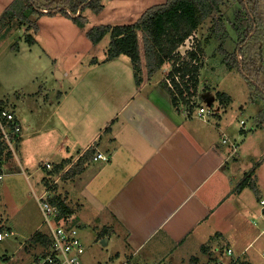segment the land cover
<instances>
[{
  "label": "crops",
  "instance_id": "1",
  "mask_svg": "<svg viewBox=\"0 0 264 264\" xmlns=\"http://www.w3.org/2000/svg\"><path fill=\"white\" fill-rule=\"evenodd\" d=\"M106 37L93 45L100 49ZM128 62L121 55L108 59L103 49L70 88L65 81L72 69L66 67L62 73L50 63L59 79L51 92L40 87L13 99L9 94L0 96L3 105L12 103L10 110L22 130L26 125L16 115L17 106H25L31 115L27 127L33 130L34 149L38 146L33 152V176L45 174L36 179L40 193L33 194L38 210V197L57 199L82 226L77 217L86 202L79 191H92L96 206L89 207L102 213L104 220L99 222V215L97 222L86 223L99 230L102 241H107L104 246L111 243L105 263L230 264L239 259L254 264L245 253L260 240L264 246V229H243V223L247 228L255 225L246 210L253 211L258 203L249 186L238 193L234 189L258 158H250L245 169L238 160L230 161L232 152L223 146L233 145L230 126L222 127L219 116L217 126L210 115L185 116L161 80L150 76L137 84ZM242 148L233 152H239V158ZM96 152L107 160L93 161L90 155ZM8 157L1 164V180L7 175L3 169ZM44 162L51 168L42 167ZM263 166L264 159L250 180L254 192L264 181ZM263 202L262 198L255 217L261 222ZM233 224L236 229L230 234L227 226ZM34 226L39 234L40 225ZM0 232L6 234L0 242L16 237L7 219H0ZM32 237L17 248L19 258H30L28 263L36 257L30 254ZM227 250L232 254L228 256ZM255 252L264 260L261 250Z\"/></svg>",
  "mask_w": 264,
  "mask_h": 264
},
{
  "label": "rangeland",
  "instance_id": "2",
  "mask_svg": "<svg viewBox=\"0 0 264 264\" xmlns=\"http://www.w3.org/2000/svg\"><path fill=\"white\" fill-rule=\"evenodd\" d=\"M14 1L0 0V96L9 94L11 99L17 98L22 93H33L41 88L48 93L51 92L58 85L59 79L57 72L50 67V63H54L58 71L62 73L66 67L72 69L69 72V79L65 81L66 88H70L69 84L76 81L81 69L90 65L99 54H103V49L107 53L106 49L109 48L111 41L109 34L101 43L100 49L99 46H94L95 44L91 43L86 34L91 28L101 25H111L112 27L132 25L149 7L161 4L164 0H103V10L98 14L88 8L83 11L82 15L87 22L82 28L61 14L43 15L42 17L31 14L29 20L36 22L38 27L36 34L32 28H27V21L24 22L18 18L9 20L2 17V11L8 9ZM235 1L226 0L220 6L219 12L206 18L179 47V57L184 59L183 63H188L189 58L186 59L188 54L182 57L180 55L186 53L188 47L196 49L199 46L197 51L200 69L193 96L198 100V104L205 109V114L198 117L195 113L192 117L202 118L210 115L216 126L220 119H222L220 121L222 127L230 126L228 131L231 128L233 138L230 136V141L233 145L226 143L223 146L228 149V152H232L230 161L238 160L241 163L240 168L245 169L250 158L260 160L263 157L264 159V0H247V9H254L255 29L252 33H248L250 28L243 27L239 22L238 15L244 17L246 10ZM34 2L38 8L44 11L45 9L67 6L69 0H34ZM141 10L143 11L141 12ZM219 18L221 19V28L220 32L215 35L213 29ZM29 26L31 27V25ZM81 33L84 39L79 37ZM27 35H31L33 43L25 40ZM244 42L245 44L241 45ZM138 48L140 62L136 75L139 81H142L150 76L147 74L141 32H138ZM237 51H240L237 60L245 61L242 66L243 70L249 75L252 82L259 84L260 88L254 84L250 86L237 69H228L223 62L224 58L233 56ZM121 56L126 62L131 63L128 57ZM118 65L120 64L118 63ZM76 66L78 67L75 69ZM173 66L172 62L165 64L164 72L162 69L156 70L152 73L151 79L163 80L165 74L172 70ZM190 92L193 93V90ZM217 93L223 94L227 98L220 102V99H217ZM55 95H58L57 90ZM5 104L3 105L5 108L14 110L12 103L10 106ZM176 104L177 108L183 110L178 103ZM16 115L26 125L22 130V144H18L15 154L10 153L3 169L7 175L0 181V219L8 220V227L15 231L16 237H9L0 242V264H30L28 263L29 257H27L28 259L18 257L17 248L20 244L25 243L32 234L33 245L31 248L33 251L30 254L33 253L34 256L40 254L49 242L46 224L43 222L42 214L37 208L33 195L39 194V189H41V185L36 179L45 176V174L41 171L33 176V152L37 150L38 146L34 149L33 130L27 127L31 115L27 108L21 105L17 106ZM40 143L41 146H44L45 139L43 138ZM240 146L243 148L239 158V152L237 154L233 152ZM97 153L99 152L95 154ZM255 162L256 160L253 163ZM46 163L44 162V164ZM249 189L252 188L249 187ZM253 190H251V195L258 205L253 211L246 210V212L250 214L251 219L255 220V225L247 228L243 223V229L256 231V229H264V222H261L258 217L255 218L259 214L257 207L260 205V200L264 199V181L261 183L260 191L254 192ZM79 193L86 202L85 208L78 213L79 217H77L84 223L79 227V236L86 247L82 264H106V255L112 252L110 250L111 243L104 246L102 240L105 238H102L98 233L99 230L95 225L86 223L88 219H95L97 222L96 218L99 215V222L103 221L104 217L102 213H97L96 210L89 207V204L96 206L92 191H79ZM98 211H100L99 208ZM261 212L264 213V210ZM247 216L249 217V215ZM33 223L40 225L39 233L44 236L45 245L43 243L37 245L34 242L36 234ZM234 229H236L235 224L232 225V228L227 226L230 234ZM230 242L226 241L224 246L227 247ZM262 242L263 240L258 241L245 253L247 259H251L254 264H264V260L260 259L255 252L256 249H259L264 253ZM29 246L28 244L25 247ZM246 257H242V259H246ZM238 261L240 260L238 259Z\"/></svg>",
  "mask_w": 264,
  "mask_h": 264
},
{
  "label": "trees",
  "instance_id": "3",
  "mask_svg": "<svg viewBox=\"0 0 264 264\" xmlns=\"http://www.w3.org/2000/svg\"><path fill=\"white\" fill-rule=\"evenodd\" d=\"M225 1L226 0H164L161 4L149 7L141 14L137 22L132 25L116 27H112L111 25L95 26L86 34L92 44L99 43L107 34H109L111 41L108 46L109 48L107 49V58L113 59L120 55L128 57L135 71V82L138 84L140 82L136 75V71L139 70L138 63L140 62L138 54V32H141L142 34L146 68L148 70L147 74L151 76L152 73L156 70H160L165 64L170 62L175 64L176 60L173 57V53L184 44L186 39L192 35V33L206 18L213 13L219 12L220 6ZM235 2L242 5L246 10L244 17H241V15H238L237 17L239 22L242 23L240 24L245 28H250L248 33H252L255 29L253 15L254 9H247V0H236ZM102 3L103 0H69L67 6L48 10L45 9L43 11V9L38 8L34 0H15L10 7L3 12L2 17L9 20L18 18L24 22L27 21V28H32L35 33L38 31V27L36 22L29 20V16L31 14L37 17L43 15L54 16L56 14H61L70 18L73 23L82 28L87 22L86 18L82 15L83 11L88 8L93 13L98 14L101 10H103ZM220 22L221 19L219 18L216 22L215 28L213 29L215 35L220 32ZM29 25H31V27ZM25 40L29 43H33L31 35H27ZM244 44L245 42L241 45ZM197 50H199V46L196 47V50L188 53V55L190 59H196L199 62V53ZM239 54L240 51H237V53H234L233 56H227L224 58L223 62L227 65L228 69H237L244 79L248 81L250 86H253L252 84H254L260 88L259 84L252 82L249 75L243 70L242 66L245 64V61L237 60V55ZM249 57H251V54H249ZM182 69L186 73L190 74V80L192 82L193 93L189 91L188 87H186V91L189 96L194 95L198 82L197 76L200 64L198 63L197 66L189 68L188 63H182ZM179 70V68L175 69V71ZM184 76L185 75H183V77ZM160 83L171 94L174 105H177L176 103L179 101H182L186 106L188 105V101L186 100V97L183 96L182 90H179L176 94L167 86L164 79L161 80ZM226 98L227 97L225 95L217 93V99H220V102ZM4 108L3 104L0 103V111ZM94 154L95 153H92L90 156L92 157ZM7 156H10V153L6 154V159ZM262 160L263 158L253 163L252 167L237 183L234 192L238 193L247 186L254 189V185L250 180ZM49 201L51 204L60 209L62 215L72 213V211L63 202L57 199H51ZM35 237L34 242L37 244L43 243V245H45L43 235L39 233L36 234ZM31 240L33 241V237ZM45 246H47V244ZM230 264L248 263L237 260L231 262Z\"/></svg>",
  "mask_w": 264,
  "mask_h": 264
},
{
  "label": "built area",
  "instance_id": "4",
  "mask_svg": "<svg viewBox=\"0 0 264 264\" xmlns=\"http://www.w3.org/2000/svg\"><path fill=\"white\" fill-rule=\"evenodd\" d=\"M181 47V46H180ZM193 47H188L187 52L180 55L181 57L192 51ZM175 58V64L173 68L180 69L182 71L172 70L168 71L163 77L167 86L178 93L179 90L183 91V96L186 97L188 105L186 106L182 101L178 102V105L183 109L182 112L185 116H193L195 113L198 117L205 114V109L201 107L198 100L193 96H189L186 91L188 87L189 91H192V82L190 80V74L186 73L182 69V63L184 59L179 57V48L173 53ZM189 58V55L186 59ZM198 65L196 59H188V67L193 68ZM183 75H185L183 77ZM211 112V111H210ZM22 129L18 123L15 114L12 110L4 108L0 111V163L5 161L6 154L16 152L19 141L21 139ZM93 161L107 160V157L97 153L92 158ZM42 167L50 169L51 164L46 163ZM1 171V166H0ZM2 175L0 173V180ZM38 207L43 217L44 224L47 227L48 245L43 251L38 254L30 264H82V258L85 253V245L79 236L80 223L70 214L62 215L60 209L51 204L48 198L40 196L37 198ZM264 208V202H263ZM6 234L0 232V241L4 239ZM227 255H231L232 252L227 250ZM238 259H233L232 262ZM110 264V263H106Z\"/></svg>",
  "mask_w": 264,
  "mask_h": 264
},
{
  "label": "water",
  "instance_id": "5",
  "mask_svg": "<svg viewBox=\"0 0 264 264\" xmlns=\"http://www.w3.org/2000/svg\"><path fill=\"white\" fill-rule=\"evenodd\" d=\"M106 242H107V241H106V240H104V241H102V244H103V245H105V244H106Z\"/></svg>",
  "mask_w": 264,
  "mask_h": 264
}]
</instances>
